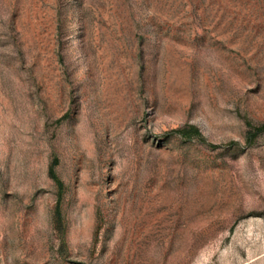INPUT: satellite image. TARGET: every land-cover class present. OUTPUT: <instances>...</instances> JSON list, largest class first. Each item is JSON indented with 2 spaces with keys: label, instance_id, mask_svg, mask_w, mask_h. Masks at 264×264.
Masks as SVG:
<instances>
[{
  "label": "rangeland",
  "instance_id": "obj_1",
  "mask_svg": "<svg viewBox=\"0 0 264 264\" xmlns=\"http://www.w3.org/2000/svg\"><path fill=\"white\" fill-rule=\"evenodd\" d=\"M0 264H264V0H0Z\"/></svg>",
  "mask_w": 264,
  "mask_h": 264
}]
</instances>
